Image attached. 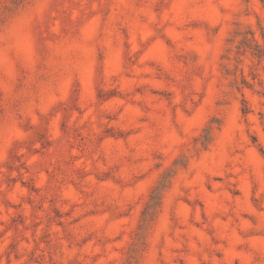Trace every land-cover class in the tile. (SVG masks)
I'll list each match as a JSON object with an SVG mask.
<instances>
[{"label":"rangeland","instance_id":"374dc122","mask_svg":"<svg viewBox=\"0 0 264 264\" xmlns=\"http://www.w3.org/2000/svg\"><path fill=\"white\" fill-rule=\"evenodd\" d=\"M0 264H264V0H0Z\"/></svg>","mask_w":264,"mask_h":264}]
</instances>
